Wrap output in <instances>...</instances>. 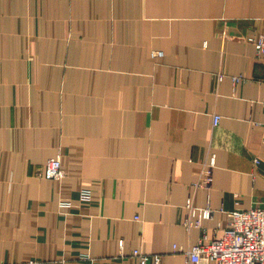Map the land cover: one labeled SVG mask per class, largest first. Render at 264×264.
I'll list each match as a JSON object with an SVG mask.
<instances>
[{"label":"crops","instance_id":"obj_1","mask_svg":"<svg viewBox=\"0 0 264 264\" xmlns=\"http://www.w3.org/2000/svg\"><path fill=\"white\" fill-rule=\"evenodd\" d=\"M260 35L264 0H0V264H192L264 208ZM209 152L213 215L186 229ZM57 155L64 177H38Z\"/></svg>","mask_w":264,"mask_h":264},{"label":"built area","instance_id":"obj_2","mask_svg":"<svg viewBox=\"0 0 264 264\" xmlns=\"http://www.w3.org/2000/svg\"><path fill=\"white\" fill-rule=\"evenodd\" d=\"M247 40L253 43L256 56L264 61V35L257 38L248 37ZM161 54L160 51H153L152 57H158ZM221 77L219 75V79ZM233 79L236 81L238 78ZM220 118V115L213 114L212 125H218ZM254 162L258 163V159ZM214 166L215 154L209 152L200 166L194 170L195 180L191 184V191L184 204L186 216L183 225L186 229L201 228V220L209 219L213 215V209L208 205L199 208L194 204V193L196 189L210 185ZM37 176L49 180H61L64 177V171L60 156L47 159L37 172ZM80 195L89 196L90 190L80 189ZM70 205L69 201H59V211L65 213L61 209L69 208ZM134 219L137 220L138 217ZM132 255L138 258L140 264H147L150 259L152 264H160L158 255L150 257L138 250H134ZM186 255L192 264H202L205 260H214L217 264H264V208L254 207L232 211L228 225L219 238L208 239L203 232L197 243L186 251ZM83 258L93 261V258L88 255H84Z\"/></svg>","mask_w":264,"mask_h":264}]
</instances>
